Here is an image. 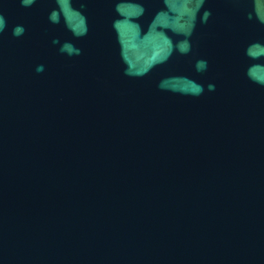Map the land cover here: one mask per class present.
I'll use <instances>...</instances> for the list:
<instances>
[{
	"label": "water",
	"instance_id": "obj_1",
	"mask_svg": "<svg viewBox=\"0 0 264 264\" xmlns=\"http://www.w3.org/2000/svg\"><path fill=\"white\" fill-rule=\"evenodd\" d=\"M0 264H264V0H0Z\"/></svg>",
	"mask_w": 264,
	"mask_h": 264
},
{
	"label": "clouds",
	"instance_id": "obj_2",
	"mask_svg": "<svg viewBox=\"0 0 264 264\" xmlns=\"http://www.w3.org/2000/svg\"><path fill=\"white\" fill-rule=\"evenodd\" d=\"M18 32H19V29H15V33L18 34Z\"/></svg>",
	"mask_w": 264,
	"mask_h": 264
}]
</instances>
